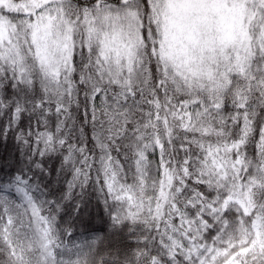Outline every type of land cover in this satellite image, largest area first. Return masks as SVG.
Returning <instances> with one entry per match:
<instances>
[{
	"label": "snow or ice",
	"instance_id": "obj_1",
	"mask_svg": "<svg viewBox=\"0 0 264 264\" xmlns=\"http://www.w3.org/2000/svg\"><path fill=\"white\" fill-rule=\"evenodd\" d=\"M0 264H264V0H0Z\"/></svg>",
	"mask_w": 264,
	"mask_h": 264
},
{
	"label": "trees",
	"instance_id": "obj_2",
	"mask_svg": "<svg viewBox=\"0 0 264 264\" xmlns=\"http://www.w3.org/2000/svg\"><path fill=\"white\" fill-rule=\"evenodd\" d=\"M54 187H55V185H54ZM90 210H94V209H90ZM97 226H98V221H97Z\"/></svg>",
	"mask_w": 264,
	"mask_h": 264
}]
</instances>
